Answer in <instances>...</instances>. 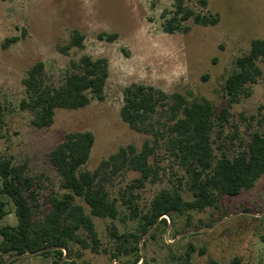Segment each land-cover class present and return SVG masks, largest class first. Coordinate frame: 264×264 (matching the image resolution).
I'll return each instance as SVG.
<instances>
[{
    "label": "rangeland",
    "instance_id": "obj_1",
    "mask_svg": "<svg viewBox=\"0 0 264 264\" xmlns=\"http://www.w3.org/2000/svg\"><path fill=\"white\" fill-rule=\"evenodd\" d=\"M182 1L196 13L218 16L217 24L189 20L183 24L187 32L165 33L162 24L173 15L175 0H0V161L23 165L38 183L33 208L38 219L48 213L51 198L66 192L48 153L69 133L91 132L94 142L82 169L95 174V186L118 209L115 219L91 216L97 245L80 232L87 248L71 243L60 260L39 253L8 264H178L186 253L192 264H227L234 258L264 264V174L250 189L219 195L214 206L199 211L164 215L141 234L142 216L160 191L193 200L190 175L171 150L170 128L180 117L172 111L173 95L212 105L215 159H232L247 150L252 134L264 135V59L256 61L261 75L234 102L224 92L235 60L248 53L253 39H264V0H207L206 7L198 0ZM75 32L83 36V46L66 50ZM83 55L107 61L103 99L77 110L57 109L49 127L35 128L32 112L20 107L27 99L22 83L27 71L41 62L45 81L60 87ZM133 83L166 95L136 129L120 117L123 90ZM145 143L153 174L142 187L135 186L140 174L120 161L103 164L119 149L140 151ZM0 200L6 213L1 224L16 226L13 202L5 195ZM75 203L90 215L82 199ZM10 256H3L2 264Z\"/></svg>",
    "mask_w": 264,
    "mask_h": 264
},
{
    "label": "trees",
    "instance_id": "obj_2",
    "mask_svg": "<svg viewBox=\"0 0 264 264\" xmlns=\"http://www.w3.org/2000/svg\"><path fill=\"white\" fill-rule=\"evenodd\" d=\"M198 1L202 7L208 4L207 0ZM189 20L196 25L212 26L217 24L218 16L196 13L186 8L182 0H175L173 15L163 22V31L169 34L187 32L188 28L183 24ZM108 38L112 39L113 36ZM82 42L83 36L75 32L65 49L82 48ZM259 58L264 59V39H253L248 53L235 60V70L224 82V92L230 102L242 94L246 84L254 83L261 75L256 65ZM107 77L108 65L105 59H92L83 55L78 62L71 64L63 84L54 87L45 81L43 64L37 62L27 71L22 81L27 99L21 102L20 107L32 112L31 124L35 128H47L52 124L57 109L77 110L87 106L92 99L101 101ZM165 98L163 92L152 86L133 83L123 90L120 117L136 129L156 111ZM171 98L172 111L180 113L170 128L171 150L190 175L193 200L185 202L177 193L160 191L153 198L150 210L142 216L141 234L147 233L164 215L186 210L199 211L214 206L219 195L235 196L242 189H250L264 174V135L252 134L247 150L232 159L226 156L215 159L210 139L214 118L212 105L206 100L189 103L178 94ZM1 113L0 105V123ZM222 115L224 118L225 110ZM93 142L91 132L69 133L48 153V161L60 176L62 188L66 192L59 198H51L48 213L38 219L33 216L38 183L24 173L23 165L11 166L9 161H0V195L11 199L17 219V225L13 227L1 224L6 213L5 204L0 200V264L5 255L55 246L59 249L44 251L40 255L53 253L60 260L61 250L68 251L71 243L79 244L82 248L88 247L80 232L86 233L93 245H97L91 216L115 219L118 209L108 200L105 190L95 186V174L82 169L89 159ZM150 154L151 149L147 143L140 151L130 146L119 149L103 164L120 161L122 166L140 174L135 180V186L142 187L153 174L148 164ZM76 198L82 199L89 207L90 215L75 203ZM178 264H192L189 254L180 257ZM206 264L220 263L208 260ZM227 264L243 263L234 258Z\"/></svg>",
    "mask_w": 264,
    "mask_h": 264
},
{
    "label": "water",
    "instance_id": "obj_3",
    "mask_svg": "<svg viewBox=\"0 0 264 264\" xmlns=\"http://www.w3.org/2000/svg\"><path fill=\"white\" fill-rule=\"evenodd\" d=\"M55 249H59V247L55 246V247L44 248V249H40V250L33 251V252L23 253V254H14V255H11L3 264H8L13 259H17V258L25 257V256H32V255H36L44 251L55 250Z\"/></svg>",
    "mask_w": 264,
    "mask_h": 264
}]
</instances>
